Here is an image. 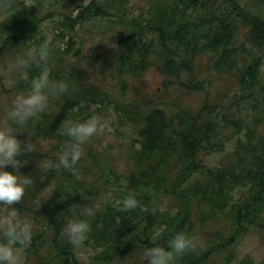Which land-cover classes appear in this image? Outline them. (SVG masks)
Instances as JSON below:
<instances>
[{"label": "trees", "instance_id": "obj_1", "mask_svg": "<svg viewBox=\"0 0 264 264\" xmlns=\"http://www.w3.org/2000/svg\"><path fill=\"white\" fill-rule=\"evenodd\" d=\"M46 24L53 28L48 39ZM87 24L107 37L92 55L78 35ZM45 43L50 55L42 60L36 49ZM15 57L28 63L18 64L5 91L19 98L50 69L46 104L23 122L9 117L6 126L22 144L19 172L32 181L12 206L32 215L47 237V262L39 264H80L64 232L74 218L88 223L83 244L101 248L95 261L104 264L159 246L173 252L170 264H207L222 251L228 261L239 237L264 228V0H0V76ZM150 71L160 88L149 87ZM109 110L134 136L132 171L111 190L106 185L118 175L107 166L110 157L87 150L85 141L75 164H59L74 142L69 127ZM216 154L224 162L208 165ZM104 190L121 202L98 208L93 202ZM130 195L138 204L129 209L123 201ZM165 199L179 205L162 211ZM219 220L228 233L201 251L170 248L177 233L193 243L198 227ZM38 242L18 247L39 253Z\"/></svg>", "mask_w": 264, "mask_h": 264}, {"label": "rangeland", "instance_id": "obj_2", "mask_svg": "<svg viewBox=\"0 0 264 264\" xmlns=\"http://www.w3.org/2000/svg\"><path fill=\"white\" fill-rule=\"evenodd\" d=\"M142 5L139 3L135 5V7H141ZM44 29V38H50L52 35L53 28L51 26H48ZM90 30L91 33L88 32ZM98 31L94 30L92 28V25L87 24L80 28L79 30V39H84V48L87 50L91 55L95 52V50L98 51V49L101 48L102 44L100 43L99 39L106 40L107 37H99L97 35ZM107 36V35H106ZM107 42V41H106ZM115 43L111 44L112 47ZM10 62V69L5 74H2L0 76V128L6 127L7 123L9 122V117H11L9 114L11 112L10 106L12 104L15 105V101L18 100L19 96L14 94L12 91L8 90V92L5 91L6 89H10L12 84L17 79V71L18 68V57L15 59L12 58ZM16 71V72H15ZM146 79L149 83V87L151 89L160 88V78L155 72H148L146 74ZM110 75H106V81L111 83ZM162 96V94L160 95ZM188 102H193V97L190 96L187 99ZM104 118V121L101 123V120ZM90 119L96 120L98 122V129L96 132H94L90 137H88L85 140V147H87V150L89 148L101 150V155H105L106 157L109 156L110 163L107 165L110 168H112L114 171L117 172V178L111 179L112 184L106 185L107 187H110L111 189H116L115 182L119 183L120 185L125 184V179L128 174L132 171V164L127 161V153L129 151V145L131 144L133 133L127 132V128H123L122 125H119L118 123H114L113 121L116 119L114 112L112 110H109V113L107 116L99 117L98 115L92 116ZM88 121V120H87ZM114 123V124H113ZM14 135L17 137V135L14 133ZM96 153V151H94ZM224 156L222 154H216L212 155L208 158L207 163L208 165H215L218 163L224 162L222 160ZM204 164H207L206 162H203ZM93 176H89V179H92ZM94 180V179H93ZM98 180V179H97ZM96 180V181H97ZM100 181V180H98ZM103 183V181H101ZM118 185V188H120ZM108 190H104V196L103 199H97L93 202L94 205H96L98 208H103V206L108 202H115V204L121 202L120 199H118L115 195L107 194ZM48 194L45 193L46 196ZM242 194V191L240 189H237L235 191V198L238 199ZM171 200L165 199L164 201H161L159 205L161 206V210H170L174 206H178L179 204L174 203ZM174 211H177L176 208H174ZM7 214V209L5 207L0 208V218L4 217ZM18 217L20 219H28L32 223V237H39V240L42 239L41 244L38 242V245L43 248L42 251L39 253H31L28 255L24 248H21V261L22 264H37L39 259H42L44 262H47V257L44 258L46 255L45 251H48L46 240V235H41L42 227L35 221L34 217L32 215L28 216L29 218L22 217L18 214ZM195 220V219H194ZM224 220V219H223ZM225 221V220H224ZM262 223L264 224V216L262 218ZM153 226L157 229L155 233H158L161 229L158 222H153ZM5 227L3 224H0V240H4V231ZM228 233V228L222 220L214 221V222H207L206 225L201 229L198 227L197 234L193 236L194 240L191 245L192 248L199 249V251L202 250L205 243L213 237V239H220L221 237H224ZM50 249V248H49ZM101 248H97L92 244H83L80 247H76L74 249V256L77 258V260L80 262V264H104L95 261L97 256H101ZM223 256H222V254ZM221 253H213L208 257L207 264H264V228L262 229H256L251 228L247 234L243 237H239L236 241V243L233 244V251L232 257L228 259V261L224 260V256H229L228 252L222 251ZM149 264L148 258L146 256V253H142L140 255H132L130 257H125L121 260H117L108 264Z\"/></svg>", "mask_w": 264, "mask_h": 264}, {"label": "clouds", "instance_id": "obj_3", "mask_svg": "<svg viewBox=\"0 0 264 264\" xmlns=\"http://www.w3.org/2000/svg\"><path fill=\"white\" fill-rule=\"evenodd\" d=\"M5 7L8 5L5 4ZM36 54L44 60L50 55L47 43L36 49ZM17 63L27 65L28 61L19 58ZM49 71L45 67L40 75L33 79L31 93L27 97H20L15 101V106L10 112V116L23 122L40 110L47 102V96L44 90L49 85ZM62 90V86H61ZM98 129V122L89 119L86 122H77L69 127V135L74 138V142L67 145L63 153L59 156V164L69 167L75 164L82 155V144ZM15 130L10 127L0 128V203L7 207V214L0 218V224L5 227L4 240H0V264H22L21 247H27L32 239V223L28 219H20L18 210L12 205L19 202L25 194L26 188L31 184V176L23 175L19 172L23 156L21 141L14 135ZM11 165L12 170H7ZM138 201L134 196H128L123 205L125 208H134ZM86 213L91 214L92 209H86ZM89 225L86 221L72 219L65 226L64 232L72 245L80 247L87 239ZM192 245V240L183 233H177L170 241V248L175 253H182ZM149 264H170L173 252L165 249L163 246L149 248L146 252Z\"/></svg>", "mask_w": 264, "mask_h": 264}]
</instances>
